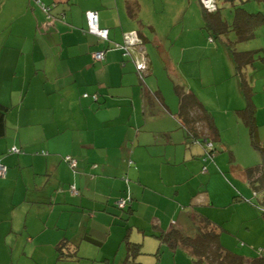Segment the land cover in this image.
I'll return each instance as SVG.
<instances>
[{"label":"crops","instance_id":"crops-1","mask_svg":"<svg viewBox=\"0 0 264 264\" xmlns=\"http://www.w3.org/2000/svg\"><path fill=\"white\" fill-rule=\"evenodd\" d=\"M142 6L143 0H0V103L7 108L0 264H158L157 253L170 244L157 235L173 228L194 235L204 216L224 225L207 210L224 198L210 194L214 181L225 182V194L237 192L236 204L251 188L244 169L234 176L246 187L214 180L217 158L183 127L180 103L147 78L154 60L146 46L124 54L126 35L138 31L145 42L152 35L141 28ZM88 11L98 13L109 40L89 30ZM99 51L102 61L94 58ZM142 58L150 68L144 80L137 71ZM127 190L132 201L121 209L115 202ZM258 200L253 195L251 204ZM253 205L238 235L245 227L264 230ZM128 241L142 243L143 252L129 255ZM62 242L72 255L59 253Z\"/></svg>","mask_w":264,"mask_h":264},{"label":"rangeland","instance_id":"rangeland-1","mask_svg":"<svg viewBox=\"0 0 264 264\" xmlns=\"http://www.w3.org/2000/svg\"><path fill=\"white\" fill-rule=\"evenodd\" d=\"M197 1L195 6L189 0H143L145 6L141 7L140 20L144 26L141 28H146L152 34L145 46L154 60L147 78L159 86L164 98L176 99L177 105L181 103V93L177 89L182 93H193L199 102L197 104L192 100L189 105L193 104L196 113L201 115L200 107H205L213 119L212 132L207 136L216 147L214 156L218 162L214 163L218 171L214 180L220 178L223 181L226 177L231 186L246 187L244 182L238 184L235 171L254 166L262 158L252 143L246 119L255 118L260 144L264 146V23L255 29V35L249 40L231 45L229 39L213 41L209 38V30L204 28L202 6L200 0ZM219 2L222 5L223 0ZM242 5L252 12H264V0H246ZM221 9L225 15L227 12L234 18V8L229 4L224 3ZM230 34L235 40V32L231 31ZM232 49L248 50L252 55L248 58L243 55L236 57ZM187 111L186 108L179 109L184 128L188 127L185 119ZM204 119L207 122V117ZM197 125L198 129L210 128L205 121H199ZM224 183L217 186L214 181L211 185L210 194L216 196L217 192L223 193L224 198L218 201L214 199L215 205L212 204L207 210H214L218 222L224 223L226 230L221 233V238L225 239L222 244L226 248L239 252L245 258L256 257L258 250L264 248V230H248L245 227L238 235L237 228L241 226L240 218L244 219L250 205H253V189L260 193V205L253 207L261 209L264 206L262 190L251 186L241 198L243 202L236 204L234 196L238 195L237 192L231 190L225 194ZM261 225L263 227L264 224ZM189 230L193 231L194 228ZM160 251L161 261L158 264H207L198 260L191 247L178 246L173 250L166 244ZM148 257L151 263L152 256Z\"/></svg>","mask_w":264,"mask_h":264},{"label":"trees","instance_id":"trees-1","mask_svg":"<svg viewBox=\"0 0 264 264\" xmlns=\"http://www.w3.org/2000/svg\"><path fill=\"white\" fill-rule=\"evenodd\" d=\"M215 1V9L209 10L202 0H200L201 6H202V18L204 20V28H207L210 32V40L215 39H225L226 41L229 39L230 45L237 42V41H245L249 40L251 37L255 35V29L264 23V12H252L247 9L246 6H243L242 4L246 2V0H223V3L229 4L232 8H234V18L232 20H229L225 13L222 12V5H220L219 0ZM221 6V7H220ZM129 12L132 16L137 15V6L135 4H129ZM107 29V28H106ZM234 31L236 34V39L231 38L230 32ZM137 33V43L127 45L126 40L124 41L122 46V49H124V54L128 55L126 52L129 51L131 53L132 50H137L140 46H143V50L145 49V39H143V36L136 31ZM227 36V38L225 37ZM102 40H109V29H108V38L103 39L100 36H98ZM233 50V49H232ZM105 52V51H104ZM141 52V51H140ZM234 56L243 55L248 58V56L252 55L250 51L244 50V51H237L233 50ZM145 56V55H144ZM105 59V58H104ZM103 59V60H104ZM147 60V59H146ZM250 60V58H249ZM247 59L246 61L249 62ZM102 61V60H101ZM249 64V63H248ZM149 64H147V68L143 72V74L139 73V70L137 69L138 73L140 74V77L144 80L145 77H147L149 74ZM154 91V90H153ZM151 92V95H155L157 97V92ZM179 93H181L180 97V105L181 109H187L188 111L185 114V119L187 120L188 127L191 136L196 137L195 140H197L199 143H204L205 149L207 150V155L209 158H214V150L216 149L214 142L210 141L208 139L207 134H210L212 132L213 128V119L211 115L206 111L205 107H200L202 109V115L197 114L194 108V105L191 104V101L194 100V103L198 104V99L195 98L193 93L191 92H180V89H177ZM190 98L188 99V97ZM94 99H97L96 95L94 96ZM200 106H203L202 104ZM6 112L7 108L0 103V136H2L5 132L6 127ZM192 113V114H191ZM203 116V117H202ZM207 117V122L206 118ZM204 122L206 125L210 128H208L207 131H204L203 128L198 129L196 128L198 125V122ZM189 122L191 123L189 125ZM246 123L250 128V136L252 143L254 147L260 152L261 154V162L254 165L249 166L244 169V173L246 174V177L248 178L249 182L252 184V187H258L260 190H262L263 194V200L264 203V146L260 144L259 140V134H258V127L257 123L254 117L251 119H246ZM201 134V135H200ZM207 143H212V147L208 148ZM206 169H203V172H207V167L204 166ZM203 167V168H204ZM129 190L125 192L123 196H126ZM131 194V193H130ZM259 190L253 189V195L256 197L258 196ZM262 199V198H261ZM131 203V202H130ZM128 203V204H130ZM127 204V205H128ZM115 205L117 203L115 202ZM127 205L125 206L126 209ZM260 205V204H259ZM120 208V207H119ZM122 209V208H121ZM263 216H264V206L261 207ZM223 226L218 225L217 223L212 222L207 217L199 218V226L197 232H195L194 235H186L183 231L173 228L167 233H163L160 235H157L160 237L161 241L168 242L170 244L171 249L175 250L180 247L181 244L185 245L187 248L191 247L192 252H194L196 257H198L199 261H205L207 264H264V248H260L258 250L259 255L253 258H245L242 254L239 252H236L230 248H226L221 242V233L223 232ZM65 242H62L58 245V251L59 253L62 252V254H70V251L66 250L65 248ZM127 247L129 250V255L135 256L137 254H140L142 251V243L140 242H127ZM66 250V252L64 251ZM73 252L70 254L72 255ZM159 252L157 253V255Z\"/></svg>","mask_w":264,"mask_h":264},{"label":"built area","instance_id":"built-area-1","mask_svg":"<svg viewBox=\"0 0 264 264\" xmlns=\"http://www.w3.org/2000/svg\"><path fill=\"white\" fill-rule=\"evenodd\" d=\"M203 3L205 4V6L209 9V10H214L216 5H215V1L214 0H202ZM46 10H49V7H44ZM87 18H88V23H89V30L95 34H97L98 36H100L103 39H107L108 38V29H104V28H100L98 25V13L95 11H88L87 12ZM126 44L127 45H131V44H136L137 43V33L133 32L130 33L128 35H126ZM127 54H130L129 51L126 52ZM94 58L97 61H101L105 58V52L104 51H99L96 52L94 54ZM147 68V60L142 58L141 60L139 59L137 62V69L139 70L140 74H143V72L145 71V69ZM207 147L210 148L212 147V143H207ZM11 151H19L18 148H13ZM66 160L69 162V164L71 165V167L76 168L78 163L77 160L71 156H67ZM132 163V161H130V164ZM203 169H206L205 167ZM7 174V166L4 165L3 163H1L0 161V177H4ZM127 180V179H126ZM72 192H78L77 188L72 185ZM132 201V196L130 194V192L128 191L126 196H122L120 197L116 203L120 208H124L128 203H130Z\"/></svg>","mask_w":264,"mask_h":264}]
</instances>
